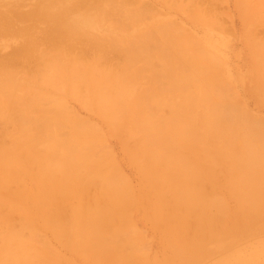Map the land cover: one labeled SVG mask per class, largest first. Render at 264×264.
Instances as JSON below:
<instances>
[{
	"label": "bare ground",
	"instance_id": "6f19581e",
	"mask_svg": "<svg viewBox=\"0 0 264 264\" xmlns=\"http://www.w3.org/2000/svg\"><path fill=\"white\" fill-rule=\"evenodd\" d=\"M22 1L0 0V124L13 127L0 135V264H54L37 244L42 231L78 250L83 264H138L134 254L116 260L122 246L139 243L124 240L121 222L136 211L160 234L161 264H237L263 255L264 131L214 47L188 30L173 33L178 25L151 2L34 0L25 12ZM160 1L214 23L206 0ZM238 4L247 22L264 27V0ZM100 22L111 28L97 36ZM84 34L92 57L72 56ZM245 34L249 92L263 101L264 37ZM107 49L120 54L117 65L103 61ZM68 99L120 139L139 177L137 195L121 170L116 181L101 172V157L111 159L107 149L98 152L102 132L78 118Z\"/></svg>",
	"mask_w": 264,
	"mask_h": 264
},
{
	"label": "rangeland",
	"instance_id": "374dc122",
	"mask_svg": "<svg viewBox=\"0 0 264 264\" xmlns=\"http://www.w3.org/2000/svg\"><path fill=\"white\" fill-rule=\"evenodd\" d=\"M23 1L22 3H24L23 4L24 6L22 9H25V12H27L26 9H28L29 11L30 8L32 9V7L34 6V0H23ZM137 1H141L142 3H145V4L147 3L149 4V2H151L152 5H149V6L153 8L152 10L155 11L156 14H160L161 16L168 17L169 21H171L170 23L174 22L173 24L175 27L176 25H178L176 28V31L181 30V29L182 30L181 32L174 31L173 33H175L176 35H181V33L187 34L189 32L192 35H195L197 38H201L202 41L203 40L207 41L210 45L214 47V50L222 57V61H223L224 68H225V77L230 79L233 85L238 86L240 88V91L242 93L241 101L243 102V104L246 105L250 114L254 116L255 122L256 121L260 122L259 125L262 127V129L260 128L258 129L264 131L263 129L264 128V125H263L264 124V100L263 101L259 100L255 95L253 96V94L249 92L252 86V82L250 80L251 79L250 74L252 70L253 58L251 56L250 51L248 50L247 38L245 34L247 32V33L254 34L255 38H263L264 37V27L261 25H258L255 21L247 22L244 19L239 9L238 0H206L204 1V4L202 7H204L205 9L207 8V11L211 12L210 16L215 23V24L213 23L212 26L203 25L201 23L195 22L194 20H191L189 15L184 13L180 9L172 8V7L169 9H166L165 7L162 6L160 0H137ZM200 2L201 4L203 3L201 0L197 1V3L199 4ZM183 3H186V0H183ZM125 7L127 9H130L131 5L125 4ZM123 17L124 16L121 17V20L123 19V21L129 22L126 18H123ZM29 24L30 23H25L24 25H29ZM39 28L43 29L45 28V25L41 24ZM110 28H111V25L109 22H100L96 26V31H94V33L97 36H101L102 34L108 33ZM137 29L141 30L143 28L138 26ZM186 30H188V32ZM88 38L89 36L85 34L80 38V40L74 45V49L71 51L72 56H79V54L83 52L86 54V55H83V56H86V58L88 57L90 58V56L92 57V49L88 43L89 42ZM10 42H11L10 46L17 44L16 41H10ZM17 42L19 43V41ZM2 52L3 51L0 52V55L3 54ZM87 53L89 54L87 55ZM119 55L120 54L118 52H115V50L107 49L105 53V57L103 58L104 59L103 61L106 62L107 65L109 64L117 65V63L121 61V57ZM64 57L65 56H60V58H64ZM37 68H38V64L34 66V69H37ZM67 101H68L67 104L69 105L70 109L75 114L78 115L77 116L78 118L84 121H88L91 124L97 125L98 128L102 132V139L104 142L103 143L104 147L103 148L102 146L98 147V152L100 155H102L103 150L107 149V151L111 155V159H106V157H101V159L102 158L105 159V160L102 159L104 164H103V169L101 170V172H103L105 175H108L114 178V176L117 177L116 171L121 170L120 173L126 176V178L130 182L132 191H134L137 195L139 188H140L139 177L137 175L135 168L129 162L126 152L124 150L123 144L121 143L120 139L116 136H113L111 133V130L105 124H103L97 116L84 110L73 99H68ZM257 119L258 120L260 119L261 121H258ZM5 129L8 132L13 131L12 126L8 125L6 126V128H4L0 124V135H1V132L3 134V130ZM5 140L8 141V139H5ZM110 172H112L111 173L112 175L110 174ZM115 173L116 175H114ZM111 177H109V179H111ZM116 177L114 178L115 181L116 179L118 180V177L117 178ZM137 199H138V196H137ZM226 202L229 207H232L234 204L233 200L229 198H226ZM121 222H123L122 226L124 230L125 231L127 230L126 232L124 231L126 237L123 236V238L124 237L127 238L124 240L127 241L130 238L131 241L132 240L136 241L138 239L139 243L137 244L136 243L137 241H136L135 242L136 244L131 242L128 244L129 246L128 245L122 246V248L119 249L118 251L119 253L117 254V257H116L117 259L116 258L114 259L121 260L123 258H126L127 256L134 257L136 255L134 259L136 260V262L140 260L138 261V264H142V263L143 264H146V263L147 264H161L167 252L165 250V246L160 237V234L153 229L149 221H147V219L141 213L136 211L134 213H130L129 218ZM129 229L130 231H128ZM131 229L134 231H131ZM136 233H137V237H135ZM42 236H44V238ZM130 236L131 237L133 236V237L131 238ZM259 236L263 237L264 233L260 234ZM39 240L37 243L39 245V248L43 251L44 254L48 256L52 255L54 264H60V261L63 262L64 264H83V262L81 261L84 259V256L83 258H81L80 257L81 255H79V252L77 253L78 250H76L75 248H74V251H70L66 249L65 245H63L64 243H62V241H57L54 238H52L49 231H42L41 237ZM47 243H48V246H47ZM246 243L244 245V248L250 249V248H253L255 244H259V241H256L255 239L254 241L249 240ZM70 244L68 245L70 246ZM134 245H136L137 248ZM44 249L47 252L49 251L50 253L51 252L52 253L50 254L48 252L47 254V252ZM71 249L73 250V248ZM134 249L137 250V254L135 253ZM139 251H143V252L140 253ZM245 252H247V250H245ZM142 253H144V255ZM141 254L145 256L146 258L142 257ZM122 255H125V256H122ZM59 257L61 258L60 260H59ZM141 257L144 259L142 260ZM92 258H93L92 256L88 257L89 260H92ZM207 260L212 261V258H206L203 260V262ZM237 264H264V254L259 256L254 262H251V260H249L247 262L237 263Z\"/></svg>",
	"mask_w": 264,
	"mask_h": 264
}]
</instances>
